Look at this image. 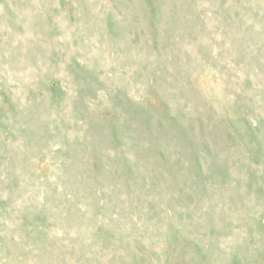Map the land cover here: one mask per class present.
Listing matches in <instances>:
<instances>
[{
	"label": "rangeland",
	"instance_id": "1",
	"mask_svg": "<svg viewBox=\"0 0 264 264\" xmlns=\"http://www.w3.org/2000/svg\"><path fill=\"white\" fill-rule=\"evenodd\" d=\"M0 264H264V0H0Z\"/></svg>",
	"mask_w": 264,
	"mask_h": 264
}]
</instances>
